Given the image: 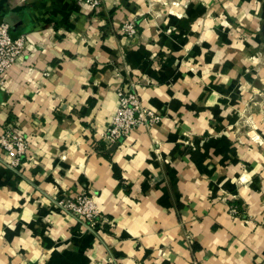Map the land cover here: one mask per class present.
<instances>
[{
	"label": "crops",
	"instance_id": "obj_1",
	"mask_svg": "<svg viewBox=\"0 0 264 264\" xmlns=\"http://www.w3.org/2000/svg\"><path fill=\"white\" fill-rule=\"evenodd\" d=\"M0 22L28 46L0 134L30 142L17 170L0 146V264H264V133L242 127L247 108L264 125V0H0ZM132 80L162 120L112 145ZM83 192L93 229L59 205Z\"/></svg>",
	"mask_w": 264,
	"mask_h": 264
},
{
	"label": "built area",
	"instance_id": "obj_2",
	"mask_svg": "<svg viewBox=\"0 0 264 264\" xmlns=\"http://www.w3.org/2000/svg\"><path fill=\"white\" fill-rule=\"evenodd\" d=\"M91 9H99L103 0H79ZM138 21L132 19L124 23L122 32L132 39L138 34ZM26 35L13 36L11 26L0 22V86L5 87L9 72L15 67L27 50ZM49 74V72H46ZM140 81H130L128 86L118 89L119 101L112 123L105 133V139L110 144H119L130 137L141 127L151 128L162 120L159 112L146 107L141 100ZM29 139L20 128L19 123H8L0 134V146L4 152V163L10 169L17 170L27 153ZM59 205L68 214L82 221L89 229L96 228L100 223L102 213L98 209L91 194L83 192L76 197H63ZM233 210L238 212V207ZM103 264H117L114 257H109Z\"/></svg>",
	"mask_w": 264,
	"mask_h": 264
},
{
	"label": "rangeland",
	"instance_id": "obj_3",
	"mask_svg": "<svg viewBox=\"0 0 264 264\" xmlns=\"http://www.w3.org/2000/svg\"><path fill=\"white\" fill-rule=\"evenodd\" d=\"M178 1V0H177ZM249 2V1H248ZM250 2L254 5H256L257 3H259V0H250ZM180 3V2H179ZM204 21V20H203ZM241 36L245 37L248 36L246 33H242ZM262 52V51H260ZM259 51H257L256 53L253 54V57H257V59L260 61L259 63H261V68L259 65L258 69L261 70H257L255 72L256 75L260 76V80L262 82V87H258V90L252 95L250 102L253 105V107H259L260 111H262V117L264 116V52L260 53ZM256 59V58H255ZM260 74V75H259ZM244 118H242L243 124L244 126L243 129H248V132L252 133L254 135H260L261 133H264V125H255L254 124V118L253 115L251 114L250 108L248 110V108L246 109V111L243 114ZM259 137V136H257Z\"/></svg>",
	"mask_w": 264,
	"mask_h": 264
},
{
	"label": "water",
	"instance_id": "obj_4",
	"mask_svg": "<svg viewBox=\"0 0 264 264\" xmlns=\"http://www.w3.org/2000/svg\"><path fill=\"white\" fill-rule=\"evenodd\" d=\"M7 23H11V22H7Z\"/></svg>",
	"mask_w": 264,
	"mask_h": 264
}]
</instances>
